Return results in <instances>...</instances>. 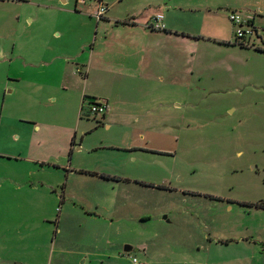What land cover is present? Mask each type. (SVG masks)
Masks as SVG:
<instances>
[{"label":"rangeland","instance_id":"obj_1","mask_svg":"<svg viewBox=\"0 0 264 264\" xmlns=\"http://www.w3.org/2000/svg\"><path fill=\"white\" fill-rule=\"evenodd\" d=\"M231 1L219 10L220 25L233 35L228 19L233 8L250 20L255 18L252 28L256 26L258 33L254 30L249 46L203 45L192 57L189 71L181 70L175 61L173 71L165 73L156 89L129 98L134 100L126 111L130 114L116 118L111 126L101 115H86L90 104L85 105L80 129L93 122L99 126L85 136V144L98 149L75 151L72 164L119 171L138 180L115 192L111 182L76 173L64 199L63 173L56 211L46 196L45 203L30 212L20 246L17 241L11 246L13 238L4 235L0 264H134L133 258L140 264H264V54L252 48L255 44L264 48V0ZM21 4L19 34L27 31L31 48L49 53V47L58 45L50 38L52 24L81 17L35 3ZM122 13L119 10L117 15ZM35 68L26 69L21 91L6 90L10 105L5 113L13 118L4 121L12 122L20 137L16 141L11 134L0 136L4 153L16 154L22 144H28L31 121L18 122L19 115L48 124L37 134L47 140L46 155L59 152L66 129L49 126L75 125L71 92L55 83L49 69ZM35 80L41 90L29 84ZM50 96L56 98L49 101ZM146 107L153 110L149 115ZM6 142L14 150H3ZM107 143L150 150L132 152L141 162L121 158L117 163L112 157L115 151L100 147ZM29 150L35 157L40 149ZM26 162L25 158L0 159L4 182L0 196L13 191L7 186L9 176L17 174L15 165ZM55 172L46 169L41 177L53 178ZM5 205H0V220L4 216L2 220L14 231L20 222ZM49 212H54L51 220ZM58 212L62 214L59 225ZM126 245L132 247L129 252H124Z\"/></svg>","mask_w":264,"mask_h":264},{"label":"crops","instance_id":"obj_2","mask_svg":"<svg viewBox=\"0 0 264 264\" xmlns=\"http://www.w3.org/2000/svg\"><path fill=\"white\" fill-rule=\"evenodd\" d=\"M102 1L107 6V12L102 19L97 20L92 16L94 5L88 2L79 4L77 0H0V4L3 5L0 10V136L5 138L11 134V138L19 141L20 135L15 131L17 128L11 125L12 122L8 124L4 121V118L9 120L13 118L12 115H6L9 113H5L10 105L6 90H10L11 87L12 92L21 91V83L25 79L26 69H32V67L33 69H38L35 68L37 66L49 69L54 75L55 83L61 86V89L68 91V94L71 92L75 114L73 127L60 126V123L49 126L53 129L62 127L66 129L60 137L63 144L56 149L59 152L57 154L52 152L48 155L44 154L45 141L47 140L37 136L42 128L47 130L48 126L46 125L48 124L45 123L46 125L42 126L37 119L31 116L19 115L16 117L18 122L31 121V125L26 133L30 137L27 145L22 144L16 154L0 151V159H15L17 161L27 159L26 164L15 165L18 172L14 177L9 176L11 181L7 186L13 191L0 196L1 208L6 204L8 214L20 222V226L12 231L11 225H6V222L2 220L4 216L1 219L0 232L4 233L0 239L4 235L12 237L13 245L11 246H14L15 241L19 246L23 243L24 232L29 225L28 216L32 210H37L40 204L45 203L46 196L50 199L52 211H56V204L59 201V196L62 195L57 188L63 183V173L66 174V188L63 189L64 199L67 198V186L70 181H73L76 173L94 180L101 179L111 182L115 192H120L125 183L137 179L135 176L132 177V175L119 171L72 164L75 159V151L82 152L84 148L87 150L98 149V147L86 145L85 136L93 131V127L99 126L93 122L90 127L80 129L82 114L87 103L105 101L108 111L102 116V120L111 126L116 118L130 114L126 111L129 110L128 107L134 100L129 101V98L133 99L137 95L144 97L149 91L156 89L157 82L164 81L165 73L173 71L176 66L174 65L175 61L181 70L189 71L192 57L203 45L208 43L231 47L238 45L234 43L232 23L230 22L233 35L225 32L219 21L221 15L219 10L231 4V0H227L228 3H223L222 0ZM21 3H35L45 9L60 10L81 17H74L72 23L54 22L50 38L57 41L58 45L55 48L49 47L50 53L47 50H36L30 46L31 39L27 31L19 34L23 21ZM119 10H123L122 15H117ZM234 11L238 10L231 9V12ZM157 14L163 15L164 28H148L147 25ZM241 15L249 17V15ZM254 22L255 18H253L252 24ZM192 23L194 24L191 25ZM27 26L30 27V24ZM256 29L254 26V30ZM18 38L20 44H17ZM252 48L264 54L263 51L256 49L262 48L259 45L255 44ZM33 56H39V61H30L29 58ZM16 59H20L19 62L15 61ZM77 68L81 69L84 74H77L75 72ZM29 84H33L34 89H42L40 81L35 80ZM141 88L143 89L141 90ZM55 98L50 96L49 101ZM38 103L41 104V101ZM146 108V115H149L153 110ZM85 113L86 115L90 113L89 106ZM54 121L58 123V121ZM78 136L81 138L77 146ZM32 146L40 149L37 150L35 157L29 155V149ZM2 147H4L3 150L10 152L14 145L6 142ZM100 147L115 151L112 157L117 163L121 158L128 159L133 163L141 162V158L132 152L142 150L139 148L150 150L149 147L123 146L116 143H107ZM25 152L27 155H24ZM124 153H128V158ZM46 169L58 172L49 173L55 175L53 178L41 177L42 172ZM100 174H106L115 179L104 178ZM3 185L4 182L0 179V187ZM32 207L34 208L32 209ZM53 214L54 212L48 213L50 220L53 218ZM61 219L62 214L59 215L58 212L56 214L58 225L61 223Z\"/></svg>","mask_w":264,"mask_h":264},{"label":"built area","instance_id":"obj_3","mask_svg":"<svg viewBox=\"0 0 264 264\" xmlns=\"http://www.w3.org/2000/svg\"><path fill=\"white\" fill-rule=\"evenodd\" d=\"M79 4H86L87 2L94 5V10L92 11V16L97 20H100L104 17L107 12V6L103 3L102 0H77ZM230 22L234 26V39L237 44L243 46H249L250 38L254 33L252 28V23L250 18L244 17L237 12H231L228 16ZM163 15L157 14L153 17L152 22L147 25L150 29H163L164 25L162 23ZM77 74H84V72L77 68L75 71ZM89 111L94 116H104L108 111V105L105 101H94L90 103ZM134 264H140L136 259H132Z\"/></svg>","mask_w":264,"mask_h":264},{"label":"trees","instance_id":"obj_4","mask_svg":"<svg viewBox=\"0 0 264 264\" xmlns=\"http://www.w3.org/2000/svg\"><path fill=\"white\" fill-rule=\"evenodd\" d=\"M235 44H237L235 41H234ZM239 46L241 47H246V46H243L241 44H238ZM257 50L259 51H263L264 52V48H256ZM100 176L104 177V178H112V179H115L113 177H110L109 175H106V174H100ZM245 205H248V203H246ZM258 206H262V205H258Z\"/></svg>","mask_w":264,"mask_h":264},{"label":"water","instance_id":"obj_5","mask_svg":"<svg viewBox=\"0 0 264 264\" xmlns=\"http://www.w3.org/2000/svg\"><path fill=\"white\" fill-rule=\"evenodd\" d=\"M164 218H166V217H164ZM131 249H132V247L129 245L124 246V252H129Z\"/></svg>","mask_w":264,"mask_h":264},{"label":"flooded vegetation","instance_id":"obj_6","mask_svg":"<svg viewBox=\"0 0 264 264\" xmlns=\"http://www.w3.org/2000/svg\"><path fill=\"white\" fill-rule=\"evenodd\" d=\"M244 203L243 202H241V205H243Z\"/></svg>","mask_w":264,"mask_h":264}]
</instances>
